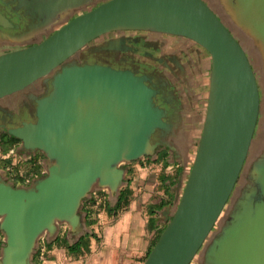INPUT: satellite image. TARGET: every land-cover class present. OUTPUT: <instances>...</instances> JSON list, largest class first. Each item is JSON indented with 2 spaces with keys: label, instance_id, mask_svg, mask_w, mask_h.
<instances>
[{
  "label": "water",
  "instance_id": "water-1",
  "mask_svg": "<svg viewBox=\"0 0 264 264\" xmlns=\"http://www.w3.org/2000/svg\"><path fill=\"white\" fill-rule=\"evenodd\" d=\"M217 1L252 42L264 73V0ZM66 3L24 0L21 6L45 21L62 13ZM10 24L0 11V26ZM118 29L184 36L210 56L206 111L192 164L173 213L142 264H189L230 199L261 105L245 48L204 0H105L39 42L0 53V105L39 79L50 85L46 90L45 83L36 94L34 121L1 124L6 134L20 140L21 148L40 150L47 163L45 175L28 186L0 177V264H32L37 238L55 233L58 223L78 233L83 198L93 190L117 192L124 174L121 164L152 154L158 143L152 134L167 127L144 75L100 63L68 64L89 41ZM260 142L254 150L262 159L256 163L251 157L245 173L262 198L252 201L256 186L251 182L239 186L231 198L232 220L208 248L212 264H264Z\"/></svg>",
  "mask_w": 264,
  "mask_h": 264
},
{
  "label": "crops",
  "instance_id": "crops-1",
  "mask_svg": "<svg viewBox=\"0 0 264 264\" xmlns=\"http://www.w3.org/2000/svg\"><path fill=\"white\" fill-rule=\"evenodd\" d=\"M45 83L47 79H39L34 86L7 96L1 103L35 98ZM199 119L200 115H195L191 120L197 123ZM195 137L192 130L185 135L168 134L169 148L122 165L124 174L117 192H90L79 207V232L73 234L65 223H58L55 233L41 234L31 255L32 264H142L181 194ZM2 143L0 139L1 178L14 186H28L45 175L47 159L40 150H24L20 141L9 146ZM117 202L119 208L115 211ZM2 243L0 232V247Z\"/></svg>",
  "mask_w": 264,
  "mask_h": 264
},
{
  "label": "flooded vegetation",
  "instance_id": "flooded-vegetation-1",
  "mask_svg": "<svg viewBox=\"0 0 264 264\" xmlns=\"http://www.w3.org/2000/svg\"><path fill=\"white\" fill-rule=\"evenodd\" d=\"M23 1L0 0V11L11 23L9 27L0 26V52L25 47L35 43L32 41L42 40L66 21L105 0H75V2L65 0L67 7L64 11L45 21L32 17L31 13H25L26 10L21 6ZM204 1L208 4L207 0ZM216 14L220 17L217 12ZM91 56H99L101 60L96 62L100 64L130 69L136 74L144 75L146 83L154 88L153 102L163 109L165 114L163 120L167 124V127L157 129L151 136L152 141L158 142L154 151L170 147L166 140L168 134L178 135L181 132L185 135L189 130L194 131L196 137L186 164V171H189L206 111L210 71L209 53L200 44L184 36L150 30L118 29L89 41L80 49L78 55L73 54L67 62L69 64L72 60H78L82 63ZM47 82H49L48 79ZM32 101H35V98L27 100L24 98L21 103L16 100L7 105L4 103L0 105V139L3 138V134H6L1 124L5 127L20 124V116L29 113ZM261 109L262 104L256 129L260 121ZM195 115H200L197 123L191 120ZM263 126L264 122L262 128L254 132L259 135L258 138L261 141L259 146L264 142ZM257 157L255 154L253 160ZM185 180L186 178L183 180L182 189ZM248 182L256 186L252 201H258L262 198L260 189L254 183L252 176L244 173L241 184L248 185ZM236 187L239 188V185L235 184L231 197L227 201L228 204L226 202L228 206L223 209L219 223L214 224L189 264H212L208 248L213 239L218 238L222 229L232 220L234 198L233 200L231 198Z\"/></svg>",
  "mask_w": 264,
  "mask_h": 264
},
{
  "label": "rangeland",
  "instance_id": "rangeland-1",
  "mask_svg": "<svg viewBox=\"0 0 264 264\" xmlns=\"http://www.w3.org/2000/svg\"><path fill=\"white\" fill-rule=\"evenodd\" d=\"M208 4L220 15L221 19L224 21V23L227 25V27L231 30V32L236 36V38L239 40V42L243 45V47L245 48L246 52H247V55L249 57V60L252 64V67L255 71V74H256V77H257V80H258V86H259V92H260V98H261V104H262V109H261V117H259V124L257 126V130H259L260 128V124L262 123V118H264V73L261 69V63H260V57H259V54L257 52V50L253 47V44L252 42L250 41V39L248 37H246V35L241 31L239 30L235 25L234 23L230 20L229 16L226 14V12L224 11V9L222 8V6H220V4L218 3L217 0H207ZM78 55V54H77ZM100 57L99 56H91L89 58H86L85 60H83V62L81 64H84V63H98L96 61H100ZM108 65V64H106ZM50 85H49V82H47V86H46V90L49 89ZM46 93V91H44V94ZM35 107H36V103L35 101H32V103H30V110H29V113L28 114H23L20 116V122L22 121H33L36 119V114H35ZM261 122V123H260ZM259 135L258 134H254L253 136V142H252V145L250 147V150H249V156L245 162V166L243 168V170L241 171V174L238 178V181H237V186L241 185V182L243 180V174L245 173V171L247 170V166L248 164H250L249 160L250 158H254V155H255V148L256 146H258V143L260 142L259 140ZM254 153V155H253ZM251 158V159H252ZM262 158H255V162H259L261 161ZM125 163H122V165H124ZM238 190V187L235 188L234 192H233V196H235L236 194V191ZM235 193V194H234ZM97 194V193H96ZM228 204V202H227ZM227 204H225V207L224 209L227 208ZM226 211V210H225ZM223 212L220 214L217 222L219 223V220L222 216Z\"/></svg>",
  "mask_w": 264,
  "mask_h": 264
},
{
  "label": "trees",
  "instance_id": "trees-1",
  "mask_svg": "<svg viewBox=\"0 0 264 264\" xmlns=\"http://www.w3.org/2000/svg\"><path fill=\"white\" fill-rule=\"evenodd\" d=\"M3 145L4 146H9V145H11L13 142H16V141H20L18 138H16V137H14V136H7L6 134H3ZM119 208V203L117 202L116 203V205H115V211L117 210ZM161 233V232H160ZM160 233H159V235H160ZM159 235H158V237H159ZM158 237H157V239H158ZM156 239V240H157ZM156 242V241H155ZM154 242V243H155ZM84 243L86 244V240L84 241ZM154 243H153V245H154ZM152 245V246H153ZM152 246L150 247V249L152 248ZM74 248V246H72V249ZM150 249L148 250V252L150 251ZM148 252H147V254H148ZM146 254V255H147Z\"/></svg>",
  "mask_w": 264,
  "mask_h": 264
}]
</instances>
